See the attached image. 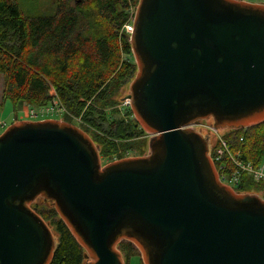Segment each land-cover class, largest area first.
Listing matches in <instances>:
<instances>
[{
    "label": "water",
    "instance_id": "obj_1",
    "mask_svg": "<svg viewBox=\"0 0 264 264\" xmlns=\"http://www.w3.org/2000/svg\"><path fill=\"white\" fill-rule=\"evenodd\" d=\"M132 27L128 105L148 154L102 167L78 126L12 123L0 134V264H50L56 239L37 199L86 264H124V241L142 264H264V200L220 182L194 129L264 122V5L139 0Z\"/></svg>",
    "mask_w": 264,
    "mask_h": 264
},
{
    "label": "trees",
    "instance_id": "obj_2",
    "mask_svg": "<svg viewBox=\"0 0 264 264\" xmlns=\"http://www.w3.org/2000/svg\"><path fill=\"white\" fill-rule=\"evenodd\" d=\"M21 1L0 0V75L5 100L15 111L20 106L40 109L49 104L53 90L67 112L63 120L71 123L78 119L77 126L99 147L103 159L118 148L140 151L143 145L138 140L145 131L137 130L136 120L128 118L132 112L124 115L126 118H108V112L119 114L114 96L136 73L133 62L121 61L119 39L112 31L121 32L138 0H56L49 15L24 12ZM120 38L125 53L131 54L128 36ZM102 125H106L105 132ZM224 138L232 154H238L244 163L256 166L264 156V122L232 131ZM236 191L257 194L264 186L242 177ZM32 208L57 234L50 264H84V249L56 212ZM118 248L128 264L132 244L120 243Z\"/></svg>",
    "mask_w": 264,
    "mask_h": 264
},
{
    "label": "rangeland",
    "instance_id": "obj_3",
    "mask_svg": "<svg viewBox=\"0 0 264 264\" xmlns=\"http://www.w3.org/2000/svg\"><path fill=\"white\" fill-rule=\"evenodd\" d=\"M55 1L56 0H33V1H29V0H22L20 2L21 5V9L26 12L29 11L32 14H43V15H49L52 14L55 10ZM238 1H244V2H248L251 4H262L264 5V0H238ZM139 2V0H138ZM72 3V2H71ZM71 6L73 4H70ZM138 5V3H137ZM136 5V7H137ZM135 7V9H136ZM135 11V10H134ZM131 14V10H129V15ZM130 18V17H129ZM112 32H116V35L118 36V43H117V47H118V51L120 53V57H121V61L122 62H135L132 53L131 54H126L124 51V43L122 42V39L120 38L122 34H124L121 30V32H117L115 29ZM131 51V50H130ZM135 64V63H134ZM133 79H131L129 82H127L120 90H118V92L115 94L114 96V100L116 102L119 103L118 105V109H119V114L116 115H110V113L108 112V118H115V119H119V118H126V116L124 117V115L129 114L131 112L129 105H128V96L130 95V83ZM4 94H5V85H4V78L3 76L0 75V134L8 127L10 126L12 123H14L15 121H41V120H59V121H63L66 122L65 120H63L62 117H60V115H49V116H43L40 117L38 119L35 120H31L29 115H28V110L31 109L27 106H20L16 111L14 110L12 104L9 101H6L4 98ZM127 102V104H126ZM121 104V105H120ZM41 109V108H40ZM38 110V109H35ZM95 119L98 118V115L94 116ZM133 119V115H131L130 117ZM69 119V118H68ZM205 124H210L211 119H207L204 121ZM70 123V122H69ZM137 123V121H136ZM71 124L77 126L78 121L77 120H73L71 122ZM2 125V127H1ZM203 125V124H202ZM199 130L202 131V129H200V127H197ZM106 125H102V131L105 132L106 131ZM136 129H141V127L138 124V127H136ZM219 133H225V128H218ZM204 136H206V134H204ZM149 135L145 132L142 137L138 140V142H140L142 148L140 151H138L137 149H129V150H120L119 148L116 150V152L113 155H109L107 156V158H102L100 156V163L101 166L104 167L107 164H110L111 162H114L116 160H120V159H125V158H131V157H142L148 154L149 150H148V140H149ZM120 158V159H119ZM259 193V192H258ZM257 193V194H258ZM249 194H254V193H249ZM34 206H36L38 209H43L45 211H49V210H54L52 204L50 202H44L42 199H37L34 203ZM58 216V215H57ZM59 218V217H58ZM47 224L49 225L52 233L55 236V239L57 240V234L55 232L54 227H52L49 222H47ZM122 244L127 243V242H121ZM133 246V245H132ZM133 253L130 254L131 258L129 259V263L128 264H141V257L139 252L137 251V249L133 246ZM119 249V248H118ZM120 251V249H119ZM122 251H126L125 249H122ZM123 256V261H124V253H121ZM87 261H85L84 264H86Z\"/></svg>",
    "mask_w": 264,
    "mask_h": 264
},
{
    "label": "built area",
    "instance_id": "obj_4",
    "mask_svg": "<svg viewBox=\"0 0 264 264\" xmlns=\"http://www.w3.org/2000/svg\"><path fill=\"white\" fill-rule=\"evenodd\" d=\"M134 10L135 8L131 9L130 19L122 28V32L128 36V39L133 31L132 22L135 13ZM49 94L52 99L48 105L38 110L33 108L28 110L27 113L31 120L49 115H60L62 118L67 115V112L59 103L55 92L51 90ZM74 120L79 122L78 119ZM198 126L202 129V131L197 128ZM194 129L203 136L206 134L205 137H207L208 140V156L216 168L221 183L236 191L240 186L242 177H246L252 182L260 183L264 186V156L260 160L259 164L254 166L252 164L244 163L238 154H232L230 145L224 138V135L235 131L234 129L225 128V133L221 134L218 129L213 127L212 122H210V124H205L204 121L196 123ZM239 141L242 142L243 138L240 137ZM258 195L262 198V200H264V191H260Z\"/></svg>",
    "mask_w": 264,
    "mask_h": 264
}]
</instances>
